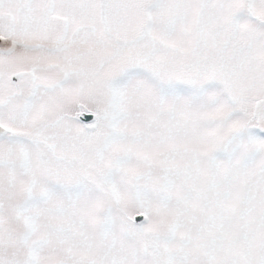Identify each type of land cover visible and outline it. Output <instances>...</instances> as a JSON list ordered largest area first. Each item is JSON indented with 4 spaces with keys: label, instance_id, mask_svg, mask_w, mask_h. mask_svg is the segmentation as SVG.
<instances>
[{
    "label": "snow or ice",
    "instance_id": "obj_1",
    "mask_svg": "<svg viewBox=\"0 0 264 264\" xmlns=\"http://www.w3.org/2000/svg\"><path fill=\"white\" fill-rule=\"evenodd\" d=\"M0 264H264V0H0Z\"/></svg>",
    "mask_w": 264,
    "mask_h": 264
}]
</instances>
